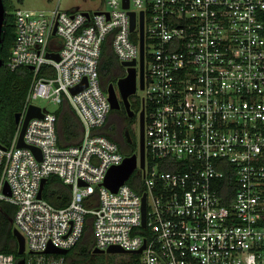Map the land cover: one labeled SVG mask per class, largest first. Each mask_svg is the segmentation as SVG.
Segmentation results:
<instances>
[{"label": "built area", "instance_id": "2783aa9c", "mask_svg": "<svg viewBox=\"0 0 264 264\" xmlns=\"http://www.w3.org/2000/svg\"><path fill=\"white\" fill-rule=\"evenodd\" d=\"M103 1L107 8L93 11H13L5 65L27 68L33 79L13 140L0 146V204L15 207L22 264H65L45 250L74 247L88 223L92 252L116 264H264V0ZM106 42L120 78L134 68L144 99V167L138 148L136 168L116 192L102 184L128 156L101 133L111 112L109 84L98 74ZM37 99L68 104L82 127L79 143L59 146L56 113ZM31 105L42 117L29 120L23 141L40 159L17 147ZM228 174L235 185L224 204L217 182ZM50 176L70 189L64 208L38 197ZM135 178L139 192L128 184ZM110 247L123 252L105 253ZM0 264L20 261L0 253Z\"/></svg>", "mask_w": 264, "mask_h": 264}, {"label": "trees", "instance_id": "16d2710c", "mask_svg": "<svg viewBox=\"0 0 264 264\" xmlns=\"http://www.w3.org/2000/svg\"><path fill=\"white\" fill-rule=\"evenodd\" d=\"M3 4L5 17L2 28V45L0 47V58L3 61L0 67V146L8 148L17 131L15 115L23 109L33 79V72L27 68L11 71L5 65L15 39L13 16L15 9L11 5L10 0H3ZM42 69L41 73L43 74L44 68ZM122 71V67L112 52L111 45L108 42L104 43L98 66L100 81L104 82V84H112V82H116L120 78ZM55 113L57 116L56 131L59 146H70L79 143L82 137V127L68 104L62 103ZM108 130L109 127L104 124L101 133L106 135L110 140L115 141L108 134ZM118 146L121 153L125 156H131L137 153L138 150V146L136 147L131 144H118ZM128 184L134 191L139 192L140 184L136 178L129 181ZM217 184L223 203L228 204L233 197L234 177L228 174L224 179L219 180ZM70 195V189L59 178L55 176L47 178L42 191L44 200L56 208H64L69 204ZM14 212L15 207L13 205L6 202L0 204V253L11 254L17 261H21L25 258V255L18 254L17 242L11 231L10 221L13 218ZM92 245L93 234L90 223H88L81 240L74 247L68 249L66 254L59 256L64 258L65 264H96L95 256L103 254H93L91 250ZM56 256L58 257V255Z\"/></svg>", "mask_w": 264, "mask_h": 264}, {"label": "water", "instance_id": "95a60500", "mask_svg": "<svg viewBox=\"0 0 264 264\" xmlns=\"http://www.w3.org/2000/svg\"><path fill=\"white\" fill-rule=\"evenodd\" d=\"M128 4H124V8H127ZM131 16V30L134 29V14L129 13ZM4 17H5V8L3 4V0H0V47L2 45V28H3V22H4ZM142 23L140 26V50H141V57H140V89H143V57H142ZM56 60H58L57 57H55ZM3 61L0 58V67L2 66ZM123 66H134L135 62L131 63H124L122 64ZM127 76L124 78H120L116 82L117 90L119 93V96L122 100V104L125 108V111L129 116H132V110L130 108V103L128 98L131 95L136 94V73L134 68H128L127 69ZM86 86V81L84 80L83 83H81L79 86L71 89V93L75 94L78 91L82 90ZM106 92L108 94V102L110 104L111 110H116L119 108V101L117 94L114 90V87L112 84H109ZM42 117V112L39 107L36 106H30L28 108V111L21 123V128H20V133L17 141V147L19 148H24L28 147L25 145L23 141V136L24 132L26 129V126L32 118H40ZM15 123L16 125L20 124V114L17 113L15 115ZM4 149V147H1ZM34 154L35 156L40 159V152L36 148L28 147ZM144 157H145V149H144V110L140 112V131H139V159H140V166L141 168L144 167ZM136 162H137V155L133 154L131 156H128L124 159L123 163L120 166L117 167H112L109 169L106 178L103 182V186L108 188L112 192H116L117 189L127 181V179L130 177V175L133 173L134 169L136 168ZM46 180H42L40 189H39V194L38 197H41L43 187L45 184ZM4 192L9 195V190L8 188H5ZM142 202H143V214H144V204H145V196L142 197ZM11 222V221H10ZM12 234L16 239L17 242V252L19 255H22L25 252V247H24V240L22 236L15 230H12ZM122 249L119 247H110L108 250L105 251V253H122ZM45 254H54V255H63L67 253V250H62V249H57L54 247H48L45 252ZM93 254H104L103 251L100 250H94ZM23 262L20 261V264Z\"/></svg>", "mask_w": 264, "mask_h": 264}, {"label": "rangeland", "instance_id": "374dc122", "mask_svg": "<svg viewBox=\"0 0 264 264\" xmlns=\"http://www.w3.org/2000/svg\"><path fill=\"white\" fill-rule=\"evenodd\" d=\"M10 2L14 9L36 12H49L57 7H59L60 10H73L79 8V10L82 11L107 8V4L103 0H10ZM137 94L142 95V92L138 90ZM34 103L39 107L46 108L49 112H55L58 109L57 105L45 99H37ZM116 121L117 118L113 112L109 114L106 124L108 127L114 126ZM135 134L137 137V132ZM95 262L96 264H116L113 261V257L106 254L95 256Z\"/></svg>", "mask_w": 264, "mask_h": 264}, {"label": "flooded vegetation", "instance_id": "af4514ba", "mask_svg": "<svg viewBox=\"0 0 264 264\" xmlns=\"http://www.w3.org/2000/svg\"><path fill=\"white\" fill-rule=\"evenodd\" d=\"M116 82H112L114 88ZM117 97L119 101V108L116 110H111L110 112V114L114 112L117 121L115 122L114 126H109L108 134L118 144L121 145L131 144V145H135L136 147L138 146L137 148H139L140 112L144 110L143 96L138 95L136 93L128 98L130 103V108L133 112L132 116H129L125 111L120 96L118 95ZM136 132H137V137L135 134Z\"/></svg>", "mask_w": 264, "mask_h": 264}]
</instances>
